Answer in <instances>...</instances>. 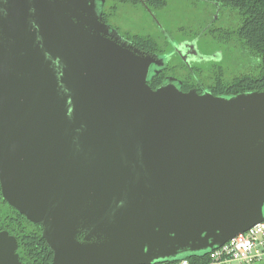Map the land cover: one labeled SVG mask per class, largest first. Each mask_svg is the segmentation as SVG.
<instances>
[{
    "label": "water",
    "instance_id": "obj_1",
    "mask_svg": "<svg viewBox=\"0 0 264 264\" xmlns=\"http://www.w3.org/2000/svg\"><path fill=\"white\" fill-rule=\"evenodd\" d=\"M99 12L0 0V193L49 264L175 262L263 221L264 91L152 89ZM17 248L0 230V264H29Z\"/></svg>",
    "mask_w": 264,
    "mask_h": 264
},
{
    "label": "flooded vegetation",
    "instance_id": "obj_2",
    "mask_svg": "<svg viewBox=\"0 0 264 264\" xmlns=\"http://www.w3.org/2000/svg\"><path fill=\"white\" fill-rule=\"evenodd\" d=\"M170 1L173 0H104L99 9L95 0L100 11L98 21L106 26V32L100 31V34L131 51L137 50L156 60L149 66L147 79L152 89L171 84L182 92L195 91L214 96L243 92L235 93L239 89L237 79L244 73L255 75L257 58L234 33L237 23L234 13L215 2L186 0L191 9L200 14L202 22L194 35L177 37L160 26L153 14L154 9L157 12ZM123 5H138L150 18H154L157 22L154 35L122 31L115 16H118L116 12L119 6ZM233 85H237V89Z\"/></svg>",
    "mask_w": 264,
    "mask_h": 264
},
{
    "label": "trees",
    "instance_id": "obj_3",
    "mask_svg": "<svg viewBox=\"0 0 264 264\" xmlns=\"http://www.w3.org/2000/svg\"><path fill=\"white\" fill-rule=\"evenodd\" d=\"M126 1V0H123ZM231 10L237 18L234 33L242 44L257 58L254 76L241 74L237 81L238 91H264V0H204ZM146 42H150L147 40ZM236 81V82H237ZM234 86V85H233ZM237 85L234 89H237ZM0 220L2 227L15 236L19 259L29 264H49L52 252L41 236V226L29 222L25 216L9 206L0 193ZM82 239V235H78ZM206 255V254H205ZM203 256H186L190 264H205ZM170 263V262H165ZM160 264V263H159Z\"/></svg>",
    "mask_w": 264,
    "mask_h": 264
},
{
    "label": "rangeland",
    "instance_id": "obj_4",
    "mask_svg": "<svg viewBox=\"0 0 264 264\" xmlns=\"http://www.w3.org/2000/svg\"><path fill=\"white\" fill-rule=\"evenodd\" d=\"M173 1L159 8L157 12L154 9L153 14L157 17L154 16L157 22L160 26L162 25L172 32V34L177 35V37L179 35H194L201 21L200 14H196V11L191 9V5L186 0ZM119 7L115 21H117V25L122 31L140 35H154L157 29V22L154 18H150L142 8L138 7V5H123ZM198 17L200 18L198 19Z\"/></svg>",
    "mask_w": 264,
    "mask_h": 264
},
{
    "label": "built area",
    "instance_id": "obj_5",
    "mask_svg": "<svg viewBox=\"0 0 264 264\" xmlns=\"http://www.w3.org/2000/svg\"><path fill=\"white\" fill-rule=\"evenodd\" d=\"M205 264H264V220L205 255ZM160 264H190L188 259Z\"/></svg>",
    "mask_w": 264,
    "mask_h": 264
}]
</instances>
